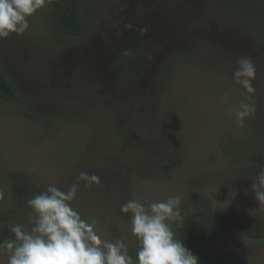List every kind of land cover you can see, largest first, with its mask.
<instances>
[{"label":"rangeland","instance_id":"374dc122","mask_svg":"<svg viewBox=\"0 0 264 264\" xmlns=\"http://www.w3.org/2000/svg\"><path fill=\"white\" fill-rule=\"evenodd\" d=\"M194 2L185 32L193 33L188 37V48L206 69L183 65L165 84L157 76L149 79L147 89L153 91L149 100L160 95L159 103L155 102L162 118L148 128L140 126L141 137L129 140L139 144L131 148L117 137L114 124L133 115L134 108L125 107L123 100L131 104L133 98L139 105V99L131 93L123 99L115 85L94 79L87 69L88 58L81 62L79 56L93 48L92 41L106 49L122 23L149 18L161 5L174 8L180 0H85L93 23L91 39L71 50L53 51L45 46L40 37L45 6L29 18V29L23 34L0 40L4 64L22 85L40 90L56 123L40 136L37 125L0 104L2 169L24 171L42 189L54 184L67 190L82 171L98 175L102 186L84 187L81 183L73 207L85 219L98 222L97 231L103 239L120 238L125 244L135 237L130 216L119 221V214H115L123 203L131 199L149 203L172 195H180L182 201L193 186L216 209L264 218L251 191L264 158L250 159L246 164L241 149L246 140L253 142L258 132L264 134V44L247 32L255 27L264 30V19L249 25L228 15L220 0ZM231 37L239 39L240 45L229 42ZM241 56L251 58L256 69L251 97L256 118L238 123L234 115L226 114V108L245 99L246 93L232 80ZM145 90L142 93L139 89L136 95L147 99ZM147 131L149 136L145 137ZM141 163L142 170L133 169ZM228 169H245L246 174L233 173L235 179L230 181ZM246 243L254 249L258 263L264 264V242ZM0 264H7L4 253H0Z\"/></svg>","mask_w":264,"mask_h":264},{"label":"trees","instance_id":"16d2710c","mask_svg":"<svg viewBox=\"0 0 264 264\" xmlns=\"http://www.w3.org/2000/svg\"><path fill=\"white\" fill-rule=\"evenodd\" d=\"M194 1L180 0L174 8L168 4L161 5L149 15V18L122 23L116 30L117 36L114 34L106 49L98 47V43L92 41L93 48L84 53V56L90 54V59L79 56L81 62L87 61L88 58L87 69L94 79L104 84L115 85L118 95L123 99L130 93L139 99V105H135L137 100L133 98L131 104L127 103L128 100H123L125 107L134 108L133 115L128 120L122 119L121 122L115 121L114 124L115 134L128 148L139 144L129 141L130 137H141L139 129L142 130L143 126L148 128L156 119L162 118L160 107L155 102L159 103L160 95L157 94L155 100L154 98L149 100L151 98L149 94L153 93L147 89L149 79L157 76L158 81L165 84L172 78L177 67L183 65L198 67L202 65L204 70L206 69L199 56L188 48V37L193 33L191 32L190 36V32H185L187 16L195 4ZM220 1L224 3V11L228 15L233 18L238 16L249 25L264 19V0ZM85 7V0H45L40 24L42 28L40 37L45 46L53 51L71 50L90 40L93 23ZM247 32H250L249 35L254 41L260 45L264 44V30L255 27ZM230 41L240 45L239 39L235 37H231ZM74 52H70L73 57ZM212 68L213 71L216 70L215 67ZM15 77L0 57V104L13 109L14 114L24 116L30 123L37 125L35 127L37 134L44 136L48 127L56 125L55 120L50 117V104L42 100L43 95L39 89L31 85H22V81H17ZM139 89L142 93L146 89L148 92L144 93V96L149 97L144 99L145 97L136 95ZM255 118L251 116L246 119ZM144 136H149L148 131ZM241 149L245 152L246 164L250 159L255 160L262 156L264 158V134L258 132L255 140L250 143L246 140V146H242ZM227 152L230 153L231 149ZM140 165L144 164H135L133 169H141ZM1 169L0 163V174L3 173L0 175V188L5 191V199L0 201V242L11 236L9 231L11 225L27 222L30 209L27 208L26 201L33 194L45 190L38 187L24 171L11 168L2 169L4 172H1ZM228 170L230 181L235 179L233 173L246 174L245 169ZM116 213L120 216L119 221L129 220V215L121 214L120 209H117ZM181 213L183 221L173 223L172 227L177 238L199 258V264H261L257 261L254 249L250 250L246 242H264L263 217L233 212L228 214L224 210L216 209L194 186L182 200ZM113 235L117 237L116 233ZM126 245L130 255L135 257L136 238Z\"/></svg>","mask_w":264,"mask_h":264},{"label":"clouds","instance_id":"9594fccd","mask_svg":"<svg viewBox=\"0 0 264 264\" xmlns=\"http://www.w3.org/2000/svg\"><path fill=\"white\" fill-rule=\"evenodd\" d=\"M44 6L45 0H0V40L23 34L29 29V18ZM255 74L251 58L237 59L232 80L246 96L237 106H228L226 114L234 115L238 123L256 112L251 102ZM81 183L84 187L102 186L98 175L82 171L67 190L49 184L26 201L30 209L27 222L11 225V236L0 242L7 264H199V258L172 227L183 221L180 195L149 203L131 199L121 205L120 213L130 216L131 233L137 241L133 257L123 239H103L97 231L98 222L85 219L73 207ZM251 191L258 210L264 211V167ZM4 199L5 191L0 188V201Z\"/></svg>","mask_w":264,"mask_h":264}]
</instances>
